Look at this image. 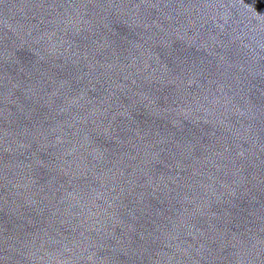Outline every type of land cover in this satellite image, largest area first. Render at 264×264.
Segmentation results:
<instances>
[{"label":"water","instance_id":"water-1","mask_svg":"<svg viewBox=\"0 0 264 264\" xmlns=\"http://www.w3.org/2000/svg\"><path fill=\"white\" fill-rule=\"evenodd\" d=\"M0 264H264V0H0Z\"/></svg>","mask_w":264,"mask_h":264}]
</instances>
